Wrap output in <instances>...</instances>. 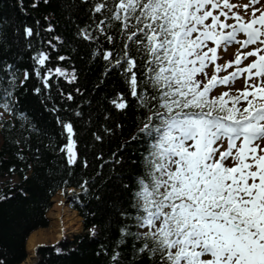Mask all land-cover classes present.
I'll list each match as a JSON object with an SVG mask.
<instances>
[{"label": "snow or ice", "instance_id": "snow-or-ice-1", "mask_svg": "<svg viewBox=\"0 0 264 264\" xmlns=\"http://www.w3.org/2000/svg\"><path fill=\"white\" fill-rule=\"evenodd\" d=\"M238 7L232 0H103L92 9L104 17L96 30L111 44L116 38L107 29L118 22L121 53L105 51L103 58L148 113L140 129L149 142L147 179L138 181L133 207L142 230L136 237L145 240L138 252L158 257V264H264V10L253 7L245 20L233 11ZM24 33L37 35L28 27ZM80 35L96 39L88 29ZM232 46H239L235 59L217 63L218 51ZM33 59L43 67L49 57ZM7 68L10 87L0 92V109L13 112L17 76ZM35 71L50 86L52 69ZM30 75L25 71L24 79ZM242 77L245 87L236 95H213ZM112 104L129 107L123 94ZM60 123L68 140L60 151L75 164L73 125Z\"/></svg>", "mask_w": 264, "mask_h": 264}, {"label": "trees", "instance_id": "trees-1", "mask_svg": "<svg viewBox=\"0 0 264 264\" xmlns=\"http://www.w3.org/2000/svg\"><path fill=\"white\" fill-rule=\"evenodd\" d=\"M98 2L103 0H0V92L10 87L7 65L17 76L14 111L1 109L0 118L3 264H24L30 236L50 226L53 198L72 188L81 191L71 206L83 231L38 246L34 264H116V253L119 264H158V257L138 252L145 240L136 237L133 207L138 181L147 179L149 142L140 129L148 113L130 95L122 73L103 58L109 50L119 55L123 38L115 21L107 29L115 44L96 30L104 18L92 14ZM25 27L37 35L26 38ZM82 29L96 39L82 38ZM41 52L49 57L43 67L33 59ZM43 68L52 69L48 87L35 71ZM57 68L66 75H56ZM25 71L31 74L27 80ZM120 94L129 103L125 110L112 104ZM60 122L73 125L75 164L60 151L68 143Z\"/></svg>", "mask_w": 264, "mask_h": 264}, {"label": "rangeland", "instance_id": "rangeland-1", "mask_svg": "<svg viewBox=\"0 0 264 264\" xmlns=\"http://www.w3.org/2000/svg\"><path fill=\"white\" fill-rule=\"evenodd\" d=\"M233 3L237 4L239 7L234 9L233 11L239 12L240 15H242L244 17L245 20L250 18L251 12L253 7L255 8H261V10H264V0H261L260 4H256V5H251L250 0H232ZM244 5H249V8L247 10V12L244 10ZM257 15H259V13H257ZM231 22V21H230ZM239 46H232L229 47L227 50L224 49H220L218 51V55L220 57V59L217 61V63L224 65L227 61H231L235 59V56L237 55V49ZM244 51H247L244 50ZM252 59L254 58H249V60L245 61L244 64L246 65L247 63H249ZM244 65H241V67H243ZM209 72V76H211L213 74V68L210 66V68L207 70ZM231 71H233V69L229 68L227 72L222 71L219 75L221 77L227 76ZM245 87V82L243 77L241 79L236 80L234 83H230L227 86H220L217 89H214L213 91V95H219L222 92H230L231 95H236L237 89L242 90ZM0 118L2 116H4V112L0 109ZM0 144H1V139H0ZM225 148H226V144H225ZM224 149L222 148L221 151H223ZM228 163H231V161H229ZM1 183H3V181H0ZM81 192L78 190V193ZM74 194L75 191L73 189H69L67 191H60L56 194V196H60L63 199V205L67 206L68 208H70L71 210H73V208L71 207L70 204L67 203V196L69 194ZM55 196V197H56ZM75 198V197H74ZM54 199V198H53ZM54 202V200H53ZM54 203L52 206V209L49 212V218H50V226L47 229H40L36 232H48L51 230L52 227H54V225L56 224L57 219H55L54 217ZM75 211V210H73ZM76 212V211H75ZM78 221L73 222V219H70V221L66 222L65 225L68 226L67 228H65L64 232H63V236L62 238L66 235L69 237H72L75 234L81 233L83 231V224H82V218L79 216V214L76 212ZM71 217V216H70ZM142 230L140 229V232ZM61 238V239H62ZM61 239L59 241H61ZM57 241V242H59ZM56 241H52L51 239H47L45 242L43 243H48L50 245L52 244H57ZM27 245V244H26ZM36 250V248H35ZM35 250L33 252H28V257L26 259V261L24 262V264H34L37 261V255L35 253Z\"/></svg>", "mask_w": 264, "mask_h": 264}, {"label": "bare ground", "instance_id": "bare-ground-1", "mask_svg": "<svg viewBox=\"0 0 264 264\" xmlns=\"http://www.w3.org/2000/svg\"><path fill=\"white\" fill-rule=\"evenodd\" d=\"M53 200V215L55 219H57L56 224L48 232H35L30 236L27 243V250L29 252H33L38 244L45 242L47 239H51L56 242L59 241L63 236L62 234L65 228L68 227L65 223L70 221V219H73V222L78 221L79 217H77L76 212L63 205L62 197L56 196Z\"/></svg>", "mask_w": 264, "mask_h": 264}, {"label": "water", "instance_id": "water-1", "mask_svg": "<svg viewBox=\"0 0 264 264\" xmlns=\"http://www.w3.org/2000/svg\"><path fill=\"white\" fill-rule=\"evenodd\" d=\"M74 190V189H73ZM75 195L76 194H69L68 196H67V203L68 204H71L73 201H75ZM54 202L52 201V204H53Z\"/></svg>", "mask_w": 264, "mask_h": 264}, {"label": "crops", "instance_id": "crops-1", "mask_svg": "<svg viewBox=\"0 0 264 264\" xmlns=\"http://www.w3.org/2000/svg\"><path fill=\"white\" fill-rule=\"evenodd\" d=\"M41 245H50V244H48V243H40L36 247L41 246Z\"/></svg>", "mask_w": 264, "mask_h": 264}]
</instances>
